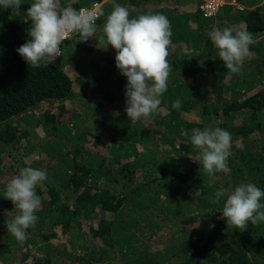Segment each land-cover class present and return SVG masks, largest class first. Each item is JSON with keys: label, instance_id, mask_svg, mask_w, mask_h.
<instances>
[{"label": "trees", "instance_id": "obj_1", "mask_svg": "<svg viewBox=\"0 0 264 264\" xmlns=\"http://www.w3.org/2000/svg\"><path fill=\"white\" fill-rule=\"evenodd\" d=\"M33 2L21 0L19 13L0 7V264H264V222L228 226L226 198L211 202L241 183L264 191V0H226L214 16L200 9L206 0H60L98 5L97 32L87 42L73 34L40 68L17 52ZM113 3L130 19L170 21L168 90L148 118L127 116V78L101 43ZM217 28L253 35L239 74L219 58ZM215 127L231 134L230 172L209 177L190 138ZM24 167L47 179L36 187L38 220L17 241L7 224L19 210L5 191Z\"/></svg>", "mask_w": 264, "mask_h": 264}, {"label": "clouds", "instance_id": "obj_2", "mask_svg": "<svg viewBox=\"0 0 264 264\" xmlns=\"http://www.w3.org/2000/svg\"><path fill=\"white\" fill-rule=\"evenodd\" d=\"M203 5L200 9L204 12ZM20 6L21 0H0V7L17 13ZM25 14L31 22L28 29L30 39L17 52L31 68H40L55 63L62 55L61 45L73 34H78L81 42L94 37L96 20L102 13L98 14L94 6L76 9L71 4L61 7L60 0H34ZM103 33L101 43H105V48L111 46L116 50L115 66L127 78V116L135 121L157 113L161 97L168 90L171 73L167 57L172 31L168 18L163 14L149 13L130 19L125 7L113 3V10L103 25ZM209 36L227 71L239 74L250 54V46L255 43L253 35L244 29L217 28ZM181 104L176 100L172 107L179 109ZM190 143L198 151L197 158L209 177L230 172L227 161L231 155L232 137L227 130L220 127L202 131L193 129ZM46 179V172L24 167L6 185V199L19 210L7 224V231L17 241L25 240L27 229L38 220L35 213L41 207V197L37 195L36 187ZM221 198H226L222 215L228 226L246 230L249 222L252 225L264 222V203H261L264 191L255 184L222 187L215 192L211 202L219 203Z\"/></svg>", "mask_w": 264, "mask_h": 264}, {"label": "built area", "instance_id": "obj_3", "mask_svg": "<svg viewBox=\"0 0 264 264\" xmlns=\"http://www.w3.org/2000/svg\"><path fill=\"white\" fill-rule=\"evenodd\" d=\"M225 1L226 0H208L203 5L202 9L204 10V13L207 16H211V15H213L218 10L219 7H221L222 5H224ZM94 9H95V11L97 13L99 12V6L98 5L94 6Z\"/></svg>", "mask_w": 264, "mask_h": 264}, {"label": "rangeland", "instance_id": "obj_4", "mask_svg": "<svg viewBox=\"0 0 264 264\" xmlns=\"http://www.w3.org/2000/svg\"><path fill=\"white\" fill-rule=\"evenodd\" d=\"M150 6V8H152V5H149ZM167 8V3H162V4H159L158 6H157V8H159V9H161V8ZM153 8H155V7H153ZM239 9H242V7H240L239 6ZM112 53H113V55L114 56H116V50L114 49V51H112ZM86 99H87V96H86ZM57 105H58V103L57 102H55L54 103V111H56V113H57ZM47 107V106H46ZM41 109L42 110H44L43 109V106L41 107ZM115 115L117 116L118 115V112H116L115 113ZM0 127H2V125H0ZM32 134L35 136V132H32ZM31 137V140L34 138L33 136H30ZM30 137L27 139L28 141H30ZM23 146H26V144H25V142L23 143ZM103 151V150H102ZM105 153V152H104ZM106 154V153H105ZM26 160H27V162H28V160H30V158L29 157H26ZM46 164H47V162H45ZM168 240V239H167ZM63 264H75L74 262H71V261H68L67 259H63Z\"/></svg>", "mask_w": 264, "mask_h": 264}]
</instances>
